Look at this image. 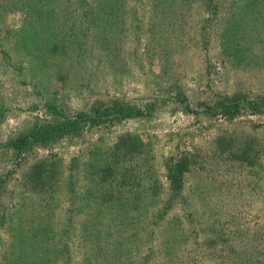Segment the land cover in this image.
<instances>
[{
	"label": "rangeland",
	"instance_id": "374dc122",
	"mask_svg": "<svg viewBox=\"0 0 264 264\" xmlns=\"http://www.w3.org/2000/svg\"><path fill=\"white\" fill-rule=\"evenodd\" d=\"M64 2L0 0V264H264V109L205 110L264 97V31L223 30L236 0L64 31Z\"/></svg>",
	"mask_w": 264,
	"mask_h": 264
},
{
	"label": "trees",
	"instance_id": "16d2710c",
	"mask_svg": "<svg viewBox=\"0 0 264 264\" xmlns=\"http://www.w3.org/2000/svg\"><path fill=\"white\" fill-rule=\"evenodd\" d=\"M46 1V0H42ZM53 2V0H48ZM197 0H159L155 4L156 9L168 15H179L182 18L191 14V5ZM126 0H93L92 3H86V0H66L64 2V31H123L124 15H125ZM157 2V1H156ZM238 5L233 12L231 10L230 20L224 26V31H264V0H236ZM81 3V5H79ZM203 10L211 12L216 7L214 0H200ZM49 4V2H47ZM213 4V5H212ZM17 6V4H15ZM32 24L37 26L42 31L52 29L50 22L55 20L57 12L48 10L47 8L34 7L32 11ZM123 19V20H122ZM85 26H88L86 28ZM257 110L264 109V97L255 100H239L234 99L229 103H220L218 105L206 106V112L214 114L217 112H238L240 109L252 113ZM127 116H130L128 114ZM81 115L78 116L80 119ZM99 116L93 122H97ZM82 119V118H81ZM77 122L43 125L31 134L20 136L11 141V146L21 152L31 142V140L48 139L52 140L61 132L67 133L75 131ZM183 163L177 165L176 169L172 171L170 180L176 186L175 192L179 193L183 189ZM122 243H117L115 250H119Z\"/></svg>",
	"mask_w": 264,
	"mask_h": 264
}]
</instances>
